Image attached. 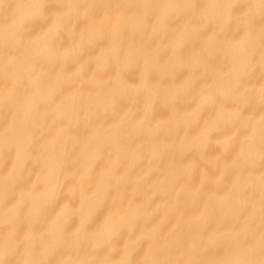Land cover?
<instances>
[{
  "label": "bare ground",
  "instance_id": "1",
  "mask_svg": "<svg viewBox=\"0 0 264 264\" xmlns=\"http://www.w3.org/2000/svg\"><path fill=\"white\" fill-rule=\"evenodd\" d=\"M0 264H264V0H0Z\"/></svg>",
  "mask_w": 264,
  "mask_h": 264
}]
</instances>
